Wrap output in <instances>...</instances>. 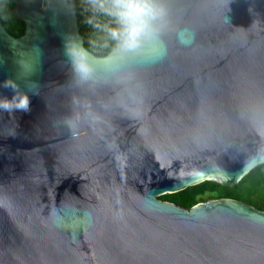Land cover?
Returning a JSON list of instances; mask_svg holds the SVG:
<instances>
[{
    "label": "water",
    "instance_id": "obj_1",
    "mask_svg": "<svg viewBox=\"0 0 264 264\" xmlns=\"http://www.w3.org/2000/svg\"><path fill=\"white\" fill-rule=\"evenodd\" d=\"M169 7L165 58L87 83L69 0H18L20 37L0 18V95L11 77L31 97L0 111V264H264V210L160 199L264 164V0Z\"/></svg>",
    "mask_w": 264,
    "mask_h": 264
},
{
    "label": "clouds",
    "instance_id": "obj_2",
    "mask_svg": "<svg viewBox=\"0 0 264 264\" xmlns=\"http://www.w3.org/2000/svg\"><path fill=\"white\" fill-rule=\"evenodd\" d=\"M83 12L84 22L94 30L95 38L85 46L79 35L72 34L64 45L66 61L77 82H93L120 73L131 75L137 62L153 63L167 56L165 35L174 30L169 0H85ZM187 31L176 30L181 44L191 43ZM98 50L106 51L98 55ZM3 87L12 89L13 94L0 95V111L30 110L29 91L22 89L17 80L6 78ZM29 87L36 91L34 83Z\"/></svg>",
    "mask_w": 264,
    "mask_h": 264
},
{
    "label": "trees",
    "instance_id": "obj_3",
    "mask_svg": "<svg viewBox=\"0 0 264 264\" xmlns=\"http://www.w3.org/2000/svg\"><path fill=\"white\" fill-rule=\"evenodd\" d=\"M69 1L74 5L80 17V33L83 37L85 46H88L89 39L95 38V34L94 30L84 22V4L79 0ZM17 2L18 0H2V3H0V8L3 9V11L0 12V18L7 31L14 37L22 36L26 28L25 23L12 14L13 7ZM105 51L106 50H98L97 54L103 55ZM242 188H245V193L243 195L239 193V190L243 191ZM217 198L240 200L258 209L264 210V164L252 170L238 184L233 186L206 180L179 192L160 196V199L164 201L173 202L185 208H190L200 202Z\"/></svg>",
    "mask_w": 264,
    "mask_h": 264
},
{
    "label": "rangeland",
    "instance_id": "obj_4",
    "mask_svg": "<svg viewBox=\"0 0 264 264\" xmlns=\"http://www.w3.org/2000/svg\"><path fill=\"white\" fill-rule=\"evenodd\" d=\"M243 191L245 190V188H242ZM238 191V190H237ZM242 190H239V193H242V195L245 193V191L243 192Z\"/></svg>",
    "mask_w": 264,
    "mask_h": 264
},
{
    "label": "flooded vegetation",
    "instance_id": "obj_5",
    "mask_svg": "<svg viewBox=\"0 0 264 264\" xmlns=\"http://www.w3.org/2000/svg\"><path fill=\"white\" fill-rule=\"evenodd\" d=\"M73 6H74V5H73ZM76 12H77V11H76ZM77 15H78V14H77ZM78 18H79V19H78V25H79V20H80V17L78 16ZM79 28H80V26H79Z\"/></svg>",
    "mask_w": 264,
    "mask_h": 264
}]
</instances>
